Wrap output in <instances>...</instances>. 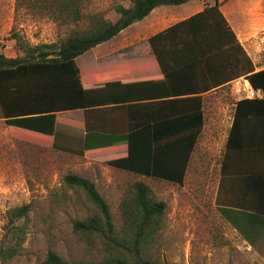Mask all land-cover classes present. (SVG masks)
<instances>
[{
  "label": "trees",
  "instance_id": "obj_1",
  "mask_svg": "<svg viewBox=\"0 0 264 264\" xmlns=\"http://www.w3.org/2000/svg\"><path fill=\"white\" fill-rule=\"evenodd\" d=\"M116 3L118 17L86 10V0H17L66 26L65 35L32 45L20 33L14 38L22 55L0 52V108L11 132L52 143L53 148L86 156L92 149L90 115L122 111L129 114L123 135H104L109 145H126L119 154L96 161L158 181L183 185L189 162L204 125L203 92L244 76L263 96L236 101L226 142L221 175L236 176L240 193L222 213L247 234L264 225V68L252 58L221 9L219 0L149 37L161 77L123 78L145 70L139 60L85 68L78 60L162 5L180 6L191 0H126ZM174 79V80H173ZM175 81L176 90L169 87ZM188 88H182L181 82ZM188 92V93H184ZM83 110L87 138L81 149L54 141L57 114ZM119 136V137H116ZM89 156V155H88ZM64 181L82 195L90 213L73 221V231L91 254L68 260L55 250L43 264H165L159 237L167 204L143 181L131 183L120 202V220L113 217L97 183L68 173ZM31 205L6 211L0 264L19 255L27 240Z\"/></svg>",
  "mask_w": 264,
  "mask_h": 264
},
{
  "label": "rangeland",
  "instance_id": "obj_2",
  "mask_svg": "<svg viewBox=\"0 0 264 264\" xmlns=\"http://www.w3.org/2000/svg\"><path fill=\"white\" fill-rule=\"evenodd\" d=\"M214 1L158 6L144 19L86 52L78 65L83 70L97 66L95 52L102 57L103 53L127 44L130 49H142L148 35ZM219 1H223L222 11L236 34L243 37L256 65L264 67V0ZM116 3L130 5L126 0H86V10L103 12L115 20ZM66 30V26L18 4L17 0H0V52L7 56L22 55L15 33L36 45L56 41ZM246 87L248 83L243 79L234 85L238 98L246 95ZM221 104L223 115L233 113L232 100L223 99ZM207 111L211 116L213 107L209 105ZM210 138L209 133L203 134L198 151L205 154L202 160L195 158L196 162H203L194 164L184 184L179 185L105 165L95 157L55 149L51 142L11 132L0 108V239L5 236L6 211L25 203L31 205L27 240L19 255L6 264H43L49 250L68 260L90 258L85 244L73 231V221L90 211L82 195L65 183L68 173L95 181L117 221L128 186L135 181L149 184L167 204L165 227L159 237V254L165 264H264V227L249 235L220 209L235 200L218 189L225 131L217 134L216 139L211 138L213 141Z\"/></svg>",
  "mask_w": 264,
  "mask_h": 264
},
{
  "label": "crops",
  "instance_id": "obj_3",
  "mask_svg": "<svg viewBox=\"0 0 264 264\" xmlns=\"http://www.w3.org/2000/svg\"><path fill=\"white\" fill-rule=\"evenodd\" d=\"M202 9H199L196 12ZM179 20L181 19H177L173 23ZM172 24H169L168 26ZM166 27L162 29H165ZM160 30H157L156 32ZM156 32L147 36V40H146L147 45L142 49H136V48L130 49V45L127 44L125 46L120 47V49H114L113 51H107L103 53L102 57L100 56V54L95 52V59L97 60L98 64H104V63L112 64L120 60L123 63V62L132 61L136 59V60H139V63H140L139 65H142L145 67V70L139 71L133 74H126L123 76V78L161 77L162 70L159 64L157 63V60L152 51V47L149 43V37L155 34ZM237 37L239 41L241 42V44L244 46L248 55L252 58L250 52L245 47V44H244L245 41L243 37H241V35L239 34H237ZM252 60L254 64L256 65L255 60L253 58ZM262 68L264 67H258L256 65V70H259ZM241 79L245 80L248 83V87L244 88L247 94L248 90L250 89V87H252V85L249 83V81L246 78H244V76L230 80L225 83H222L216 88L203 92L202 94V97L204 100L203 111H204V116H205L204 125L202 128L198 143H197V147L195 151L193 152L191 160L189 162V167H188L187 174H186V177H187L189 171L192 169L194 164L197 163L201 165V163L203 162L201 161L199 163V162H196L195 160V158L202 160L205 154V152L202 153L201 151H198V148L200 146L199 145L200 140L203 134L209 133L211 138L216 139L217 134L223 133L225 131V148H224V152L222 154V158L220 161V182L218 185V189L221 190L220 192H223L224 195H227L229 197H237L239 195L240 190H239L238 185L240 184V182L236 179V176L221 175V165H222V159L224 157V153L226 150V142H227L229 132L232 127L233 120H234L236 101H238L239 99L243 97H246L245 95L239 98L236 96V90L234 88V85ZM231 86L232 88H230ZM171 87L176 90V88H178V85L176 84L175 81H173L172 85L169 87V90ZM181 87L182 88L184 87L186 89L189 87V84H187V82L185 81L181 82ZM238 90L239 92H241V89H238ZM184 93H188V92H184ZM223 99L232 100V105L234 106V109H233V113L229 114V116L222 114V104L221 103L223 102ZM209 105H210V108L213 107V110H214L211 116H208V111H207ZM128 119H129V114L127 112L124 113L122 111H106V112H99V113L98 112L91 113L90 115V123H91L90 139L92 140H90V142L93 147L92 149L103 150V151L95 152V153L88 154V155L91 157H101L105 155L119 154V153L125 152L127 150L126 145H114V144L109 145V142L108 143L105 142L107 141V138H105L104 135H119V136L123 135L124 133L123 130L125 128L124 125L126 124V122L128 123ZM119 136H116V137H119ZM86 138H87V128H86L85 114L83 110H80V109L79 110H68V111L59 112L57 114L56 132L54 136V141L57 144L66 146L69 148L81 149L85 146ZM211 138L210 140L213 141ZM88 155L84 157H89ZM186 177H185V180H186ZM263 227L264 225L262 226L258 225L257 229L263 228Z\"/></svg>",
  "mask_w": 264,
  "mask_h": 264
},
{
  "label": "built area",
  "instance_id": "obj_4",
  "mask_svg": "<svg viewBox=\"0 0 264 264\" xmlns=\"http://www.w3.org/2000/svg\"><path fill=\"white\" fill-rule=\"evenodd\" d=\"M245 96L248 98L262 97L263 96V90L250 87V89L248 90V92Z\"/></svg>",
  "mask_w": 264,
  "mask_h": 264
}]
</instances>
